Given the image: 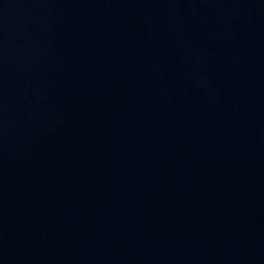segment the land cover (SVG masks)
<instances>
[{"label":"water","instance_id":"1","mask_svg":"<svg viewBox=\"0 0 264 264\" xmlns=\"http://www.w3.org/2000/svg\"><path fill=\"white\" fill-rule=\"evenodd\" d=\"M0 264H264V0H0Z\"/></svg>","mask_w":264,"mask_h":264}]
</instances>
